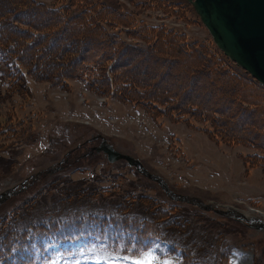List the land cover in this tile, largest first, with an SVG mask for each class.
Listing matches in <instances>:
<instances>
[{
	"label": "trees",
	"instance_id": "trees-1",
	"mask_svg": "<svg viewBox=\"0 0 264 264\" xmlns=\"http://www.w3.org/2000/svg\"><path fill=\"white\" fill-rule=\"evenodd\" d=\"M54 2L60 4L0 0V75L9 80V95L31 94L28 76L62 88L80 79L90 90L139 105L155 118L209 123L197 129L216 142L252 147L245 164L264 173V86L212 42L139 20L151 8L186 19L190 10L195 13L187 0ZM127 2L138 8L131 10ZM10 120L0 124V136L14 139L21 133ZM91 136L69 149L63 167L9 199L19 198L0 214V264H48L58 255L64 262L87 263L137 255L154 245L161 253L179 251L177 264H229L232 250L244 246L245 234L230 217L137 191L132 180L103 186L93 181L96 175L73 179L70 166L92 165ZM15 162L13 155H0L6 171ZM253 245V264H264V249Z\"/></svg>",
	"mask_w": 264,
	"mask_h": 264
},
{
	"label": "rangeland",
	"instance_id": "rangeland-1",
	"mask_svg": "<svg viewBox=\"0 0 264 264\" xmlns=\"http://www.w3.org/2000/svg\"><path fill=\"white\" fill-rule=\"evenodd\" d=\"M41 1L49 5L60 4L54 0ZM127 7L131 10L138 8L130 3ZM177 9L184 10L180 7ZM187 14L185 19L180 14L151 8L144 9L139 20L150 25L174 27L186 32L192 40L212 42L214 45L209 30L198 14L192 10ZM122 35L127 38L125 33ZM214 46L217 47L216 44ZM27 81L31 94L9 95L10 88L0 78V124H5L10 117L21 133L14 139L9 137V133L0 136V155H13L16 160L11 171L0 166V194L13 186L20 187L25 178L28 179L25 183H33L48 173L47 169L63 166L58 162L68 149L93 132L101 133L117 149L138 157L150 171L163 176L177 193L211 203L217 209L234 207L252 215L249 218L253 224L236 215H224L234 221L233 226L245 234L246 241L243 247L233 250L230 264L234 254L240 255L242 252L247 253L251 260L255 259L253 244L259 243L260 248L264 249V228H257L264 222V173L259 167L249 168L244 160L245 154L255 152L252 147L213 141L205 132L197 129L209 126V123L194 119L191 122H176L165 116L155 118L143 108L130 105L112 94L95 93L79 79H70L65 88L32 76H28ZM189 124L197 127H189ZM67 173L73 179L89 180L96 175L98 179L94 178L93 181L103 186H116L132 180L138 186L137 191L144 190L150 195L172 200L157 182L146 176L147 179L140 178L137 169L126 160L111 163L102 152L92 155L91 167L75 169L70 166ZM9 199L0 204V214L10 210L19 200ZM254 208L262 213L253 210L250 214V209ZM209 212L215 217L223 216L214 210ZM232 236L240 240L237 232H233ZM149 254L153 255L152 264H177L181 260L179 252H167V255L160 257L153 250H148L138 256L121 257L123 262L120 263L143 264L141 258ZM135 257L138 258L135 260ZM49 264H62L59 255L56 259L51 258ZM91 264H118V260H98Z\"/></svg>",
	"mask_w": 264,
	"mask_h": 264
},
{
	"label": "water",
	"instance_id": "water-1",
	"mask_svg": "<svg viewBox=\"0 0 264 264\" xmlns=\"http://www.w3.org/2000/svg\"><path fill=\"white\" fill-rule=\"evenodd\" d=\"M187 1L193 5L201 21L208 28L217 47L264 86V0ZM100 136L102 137L101 141L94 147V150L103 152L112 163L122 159L126 160L129 165L135 166L139 172L158 182L173 200L194 203L206 210H215L217 213L227 216L236 215L249 224H253L248 216L231 207L217 209L211 204L177 193L163 176L151 172L138 157L118 150L101 134L95 137ZM56 169H50L49 172ZM27 180L26 178L21 183L20 188L13 186L1 192L0 204L22 191L26 187L25 182ZM257 228H264V222Z\"/></svg>",
	"mask_w": 264,
	"mask_h": 264
},
{
	"label": "bare ground",
	"instance_id": "bare-ground-1",
	"mask_svg": "<svg viewBox=\"0 0 264 264\" xmlns=\"http://www.w3.org/2000/svg\"><path fill=\"white\" fill-rule=\"evenodd\" d=\"M250 210H251L250 214H252L254 212L253 210H255V209H250ZM247 216H249V214ZM250 216H252V215H250ZM141 261L143 264H152L153 255L152 254L145 255L143 258H141ZM253 263H254V259L251 260V257L245 252H242L240 255L234 254V256L232 258V264H253Z\"/></svg>",
	"mask_w": 264,
	"mask_h": 264
}]
</instances>
